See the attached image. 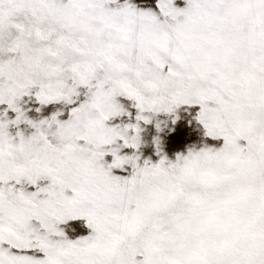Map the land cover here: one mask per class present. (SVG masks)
I'll return each instance as SVG.
<instances>
[{
  "label": "snow or ice",
  "instance_id": "1",
  "mask_svg": "<svg viewBox=\"0 0 264 264\" xmlns=\"http://www.w3.org/2000/svg\"><path fill=\"white\" fill-rule=\"evenodd\" d=\"M0 264H264V0H0Z\"/></svg>",
  "mask_w": 264,
  "mask_h": 264
},
{
  "label": "rangeland",
  "instance_id": "2",
  "mask_svg": "<svg viewBox=\"0 0 264 264\" xmlns=\"http://www.w3.org/2000/svg\"><path fill=\"white\" fill-rule=\"evenodd\" d=\"M190 144H197L199 146V133L187 129L182 123L180 125L179 137L172 139L167 151L171 157L174 156L175 152L185 150L186 145Z\"/></svg>",
  "mask_w": 264,
  "mask_h": 264
}]
</instances>
